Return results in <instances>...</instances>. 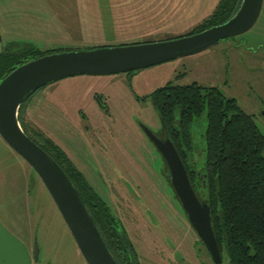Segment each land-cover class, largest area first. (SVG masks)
Returning <instances> with one entry per match:
<instances>
[{
	"label": "rangeland",
	"instance_id": "rangeland-1",
	"mask_svg": "<svg viewBox=\"0 0 264 264\" xmlns=\"http://www.w3.org/2000/svg\"><path fill=\"white\" fill-rule=\"evenodd\" d=\"M207 2L0 0V50L14 40L33 42L43 49H84L96 44L132 43L137 38L163 40L186 34L201 23L207 16L208 9L203 8ZM134 11L144 16L138 21L131 16L122 19L124 13ZM255 56L264 60V4L251 29L197 53L129 73L78 74L51 82L30 99L31 108L25 119L65 146L106 201L110 203L108 187L114 183L119 190L115 191L118 205L125 216L143 227L139 215L142 212L146 217V213L152 230L149 229L152 234L148 236L155 232L167 239L170 225L153 211L152 202L177 200L170 199L169 192H173L160 174L164 162L161 152L140 127L144 123L157 132L163 128L149 94L171 79L182 84L198 81L218 85L253 114L264 132V69L257 65L253 73L250 60ZM180 72L184 75L178 77ZM97 91L104 95L108 109L97 103L93 96ZM207 125V110L192 122L194 150L190 161L196 162L198 168L205 165ZM127 190L129 196L144 205L145 213L137 206H128L124 197ZM130 208L135 213L129 212ZM0 221L31 252L38 244L39 260L33 264H87L42 178L1 134ZM150 248L162 260L156 256L151 257L152 262L158 259L159 264H192L175 259L178 248L175 255L165 251V247ZM201 259L205 264H216L205 252ZM221 264H229L227 256Z\"/></svg>",
	"mask_w": 264,
	"mask_h": 264
},
{
	"label": "trees",
	"instance_id": "trees-1",
	"mask_svg": "<svg viewBox=\"0 0 264 264\" xmlns=\"http://www.w3.org/2000/svg\"><path fill=\"white\" fill-rule=\"evenodd\" d=\"M241 2L242 0H218L214 10L186 34L228 20L236 13ZM68 49L71 48L60 46L43 49L33 42L16 40L4 44L0 50V81L17 66L31 59ZM42 87L28 94L21 104L19 119L22 127L60 163L72 179L118 263L134 264L131 249L138 264H159L161 255L153 248L148 249L154 245L160 249L168 247L173 255L172 247L178 248L179 252L175 255L177 261L205 264L201 259L204 252L213 261L192 228L185 232L180 227L181 224L176 225L173 220L165 217L171 232L166 236L167 239H162L155 232L154 236H148L152 234V230L147 216L142 212L139 217L142 218L143 227L132 222L134 220L125 219L127 214L125 216L123 209L119 208L116 196L110 198V203L106 201L51 133L27 123L25 116L31 108L30 99ZM149 95L156 110L166 119L168 129L175 106H180L183 110V132L188 131L186 125L191 117L200 116L207 110L205 165L198 168L196 162L190 161L194 143L187 133L182 139L174 135V143L188 167L197 193L210 202L213 227L222 259L227 256L229 264H264V132L253 114L245 111L235 97L225 96L217 87L198 82L177 86L176 89L158 88ZM34 110L32 109V113ZM203 172L205 175H202ZM141 210L144 212L143 208ZM128 211L134 213L132 208ZM170 238L174 244L169 242ZM156 256L159 260L152 262L151 257Z\"/></svg>",
	"mask_w": 264,
	"mask_h": 264
},
{
	"label": "water",
	"instance_id": "water-1",
	"mask_svg": "<svg viewBox=\"0 0 264 264\" xmlns=\"http://www.w3.org/2000/svg\"><path fill=\"white\" fill-rule=\"evenodd\" d=\"M264 0H242L228 20L204 30L163 40L55 51L31 59L13 69L0 81V134L42 178L87 264H119L107 246L95 220L82 201L72 179L60 163L22 127L19 108L28 94L64 77L78 74H109L135 70L202 51L251 29ZM142 128L166 161L174 193L187 219L216 264L222 254L213 227L210 202L200 196L187 166L163 122L165 137L148 125ZM134 264H138L130 249ZM36 243L31 252L0 221V264H33L39 260Z\"/></svg>",
	"mask_w": 264,
	"mask_h": 264
},
{
	"label": "flooded vegetation",
	"instance_id": "flooded-vegetation-1",
	"mask_svg": "<svg viewBox=\"0 0 264 264\" xmlns=\"http://www.w3.org/2000/svg\"><path fill=\"white\" fill-rule=\"evenodd\" d=\"M136 12H138V11H134V12H132L131 14L130 13H124L123 15H122V19H127L129 16H131V19H133V20H137V19H139V18H142L144 15L143 14H141L140 12H138V13H136ZM150 13V12H149ZM149 13H147V14H149ZM143 15V16H142ZM128 20V19H127ZM138 21V20H137ZM184 35H186V34H184ZM180 36H182V35H180ZM171 37H173V36H170V37H167V38H171ZM176 37V36H175ZM166 38V39H167ZM140 39H142V38H140ZM139 38H137L136 40H134L132 43H120V44H117V45H124V44H136V43H143V42H151V41H157L156 40V38H154V39H144L143 41H141ZM140 40V41H139ZM111 44H96V45H94V46H92V48H94V47H100V46H110ZM236 47L237 46H239V45H235ZM233 53H236L235 52V50L233 51ZM250 54H252L251 52H249ZM252 55H250V57H251ZM253 59H251L250 60V64H251V70L253 71V73H255V70L256 69H258V67L260 66V67H262V69H264V60L263 59H259V60H257V58H256V56H255V58L254 57H252ZM228 65H230V60H228ZM257 65H258V67H257ZM134 70H131V71H125V72H127V73H129V72H133ZM184 75V73H179L177 76L178 77H181V76H183ZM73 76H75V75H73ZM193 82H198V81H192V82H189V83H179V82H177L176 80H168L164 85H162V86H160V87H157L156 89H158V88H163V87H172V88H174V89H176V87L177 86H184V85H187V84H192ZM198 83H200V82H198ZM201 84V83H200ZM203 85H205V84H203ZM45 86V85H44ZM205 86H211V87H217L218 88V90L223 94V95H225V96H228L225 92H224V90L221 88V87H219L218 85H205ZM155 89V90H156ZM254 89V88H253ZM155 90H153V92L155 91ZM93 96H94V98L96 99V101H97V103L99 104V105H101L103 108H106V109H108V106H107V103H106V101H105V97H104V95L102 94V93H100L99 91H97L96 93H94L93 94ZM176 97V96H175ZM228 97H234V96H228ZM236 98V97H235ZM237 99V98H236ZM153 103V102H152ZM182 108L180 107V106H175L174 107V109H173V116H172V118H171V120H170V128L168 129V127H167V124H166V127H167V129H168V132H169V134H170V136L172 137V139H173V141H174V135L178 138H183V136H185L186 135V133L188 134V137H189V139L190 140H192L193 141V133H192V122H193V120L197 117H194V118H190V120H189V123H187V128H188V131H181V129L182 128H184V119H183V110H181ZM177 111H179V114H177ZM28 112H29V110H27V114H26V116L28 117ZM31 113H32V111H31ZM158 114H159V116H160V119H161V122H162V125H163V122L164 123H167L166 122V119L158 112ZM184 118L187 120V116H186V114H184ZM140 127L142 128V126H141V124H140ZM152 129V128H151ZM142 130H143V132L145 133V131H144V129L142 128ZM153 130V129H152ZM154 131V130H153ZM158 136H160V137H165V135H164V127L162 128V130L161 131H159V132H157V131H154ZM146 134V133H145ZM146 136L149 138V136L146 134ZM150 139V138H149ZM151 140V139H150ZM152 141V140H151ZM153 142V141H152ZM154 143V142H153ZM60 145L66 150V152L70 155V153L68 152V150L65 148V146L60 142ZM156 146V145H155ZM159 150V149H158ZM70 157H71V155H70ZM162 157H163V155H162ZM163 159H164V157H163ZM186 164V163H185ZM187 166V165H186ZM187 169H188V167H187ZM188 172H189V170H188ZM160 174H161V176L162 177H164L166 180H167V183H168V185L170 186V188H171V190H172V192H173V195L169 192V197H170V199H176L177 201H175L174 202V200L172 201V202H170V203H164V204H161V203H159V204H157L155 201H153L152 202V208H153V211L155 212V213H157L158 214V216L160 217V219H163V218H165V217H168V218H170L171 220H173L174 222H175V224L177 225V224H181L180 225V227H183L184 228V230H185V232L186 231H189L191 228H192V230L194 229L192 226H191V224H190V222L188 221V219H187V216H186V213H185V211H184V209L182 208V206H181V204H180V202H179V200H178V198L176 197V195H175V193H174V190H173V187H172V185H171V183H170V179H169V170H168V166H167V164H166V161L164 160V162H163V166L161 167V169H160ZM202 175H205V172H203L202 173ZM204 185H205V183H203ZM92 185V184H91ZM93 186V185H92ZM94 187V186H93ZM95 188V187H94ZM109 189H108V192H109V194H110V198H112L113 196L115 197H117L118 199H116L117 200V204H118V202H119V196H117V193L115 192L116 190L117 191H119L118 190V186L117 185H114V183H111L110 185H109V187H108ZM125 194V198H126V200L128 201V206H130V205H133V206H137L138 207V209H141V208H143L144 209V213H145V211H146V209H145V207H144V205L143 204H141V202H137L136 200H134V198L132 197V196H129L128 194H129V192H128V190H127V193H124ZM149 195H147L146 194V197H148ZM176 202H177V204H176ZM176 205H177V207H176ZM134 208V207H133ZM177 212H178V214H177ZM135 213V212H134ZM145 215L147 216V214L145 213ZM127 218V216L125 217V219ZM147 218H148V216H147ZM149 220V219H148ZM127 221V220H126ZM195 231V230H194ZM170 237V236H169ZM173 238V237H172ZM171 239V238H170ZM169 239V242L171 243V244H174L175 242L173 241V239H171L170 240ZM174 242V243H173ZM173 249L172 250H174L175 251V247H172ZM30 250V249H29ZM165 251H167L168 253H170L171 251H170V249L168 248V247H165V249H164ZM31 251V250H30ZM176 253H177V251H175ZM175 255V254H174Z\"/></svg>",
	"mask_w": 264,
	"mask_h": 264
},
{
	"label": "crops",
	"instance_id": "crops-1",
	"mask_svg": "<svg viewBox=\"0 0 264 264\" xmlns=\"http://www.w3.org/2000/svg\"><path fill=\"white\" fill-rule=\"evenodd\" d=\"M206 1H209V2H207L205 5H204V7L203 8H206V9H208V12H207V15H209L213 10H214V8H215V6H216V4H217V2H218V0H206ZM210 11V12H209ZM28 247V246H27ZM29 248V247H28Z\"/></svg>",
	"mask_w": 264,
	"mask_h": 264
}]
</instances>
